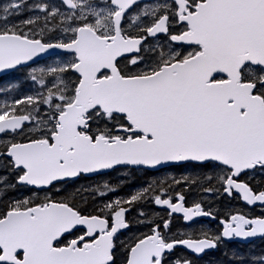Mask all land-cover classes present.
<instances>
[{
	"label": "snow or ice",
	"instance_id": "1",
	"mask_svg": "<svg viewBox=\"0 0 264 264\" xmlns=\"http://www.w3.org/2000/svg\"><path fill=\"white\" fill-rule=\"evenodd\" d=\"M0 264H264V0L0 3Z\"/></svg>",
	"mask_w": 264,
	"mask_h": 264
},
{
	"label": "trees",
	"instance_id": "2",
	"mask_svg": "<svg viewBox=\"0 0 264 264\" xmlns=\"http://www.w3.org/2000/svg\"><path fill=\"white\" fill-rule=\"evenodd\" d=\"M205 222V221H204ZM257 243H259V241H257ZM211 257H205V261H207L208 259H210Z\"/></svg>",
	"mask_w": 264,
	"mask_h": 264
},
{
	"label": "rangeland",
	"instance_id": "3",
	"mask_svg": "<svg viewBox=\"0 0 264 264\" xmlns=\"http://www.w3.org/2000/svg\"><path fill=\"white\" fill-rule=\"evenodd\" d=\"M4 2V0H0V3H3ZM205 223H207V221H205Z\"/></svg>",
	"mask_w": 264,
	"mask_h": 264
}]
</instances>
